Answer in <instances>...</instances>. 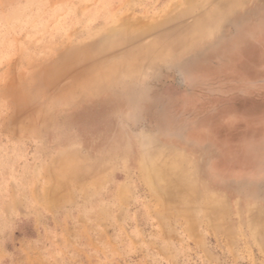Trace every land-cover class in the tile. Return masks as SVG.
<instances>
[{
  "label": "rangeland",
  "instance_id": "374dc122",
  "mask_svg": "<svg viewBox=\"0 0 264 264\" xmlns=\"http://www.w3.org/2000/svg\"><path fill=\"white\" fill-rule=\"evenodd\" d=\"M0 264H264V0H0Z\"/></svg>",
  "mask_w": 264,
  "mask_h": 264
}]
</instances>
